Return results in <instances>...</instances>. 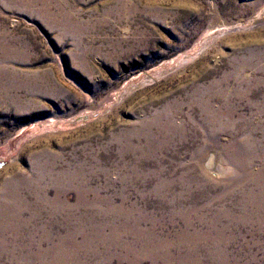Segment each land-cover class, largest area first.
Masks as SVG:
<instances>
[{
	"label": "rangeland",
	"instance_id": "374dc122",
	"mask_svg": "<svg viewBox=\"0 0 264 264\" xmlns=\"http://www.w3.org/2000/svg\"><path fill=\"white\" fill-rule=\"evenodd\" d=\"M0 161V264H264V0H0Z\"/></svg>",
	"mask_w": 264,
	"mask_h": 264
},
{
	"label": "water",
	"instance_id": "95a60500",
	"mask_svg": "<svg viewBox=\"0 0 264 264\" xmlns=\"http://www.w3.org/2000/svg\"><path fill=\"white\" fill-rule=\"evenodd\" d=\"M4 162L3 161H0V168L4 166Z\"/></svg>",
	"mask_w": 264,
	"mask_h": 264
},
{
	"label": "bare ground",
	"instance_id": "6f19581e",
	"mask_svg": "<svg viewBox=\"0 0 264 264\" xmlns=\"http://www.w3.org/2000/svg\"><path fill=\"white\" fill-rule=\"evenodd\" d=\"M224 163V162H223ZM220 164V163H219ZM222 165V164H221ZM226 165V164H225ZM228 166V165H227ZM216 170V169H215ZM219 171H221V170H219Z\"/></svg>",
	"mask_w": 264,
	"mask_h": 264
}]
</instances>
